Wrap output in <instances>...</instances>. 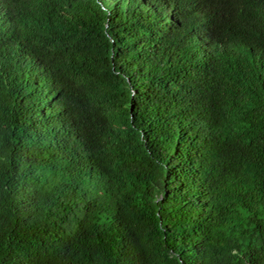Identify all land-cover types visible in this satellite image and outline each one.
Instances as JSON below:
<instances>
[{
	"label": "trees",
	"instance_id": "1",
	"mask_svg": "<svg viewBox=\"0 0 264 264\" xmlns=\"http://www.w3.org/2000/svg\"><path fill=\"white\" fill-rule=\"evenodd\" d=\"M0 264H264V0H0Z\"/></svg>",
	"mask_w": 264,
	"mask_h": 264
}]
</instances>
